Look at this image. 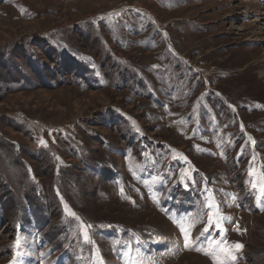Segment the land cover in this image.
<instances>
[{
  "label": "rangeland",
  "instance_id": "1",
  "mask_svg": "<svg viewBox=\"0 0 264 264\" xmlns=\"http://www.w3.org/2000/svg\"><path fill=\"white\" fill-rule=\"evenodd\" d=\"M262 71L264 0H0V264H264Z\"/></svg>",
  "mask_w": 264,
  "mask_h": 264
},
{
  "label": "snow or ice",
  "instance_id": "2",
  "mask_svg": "<svg viewBox=\"0 0 264 264\" xmlns=\"http://www.w3.org/2000/svg\"><path fill=\"white\" fill-rule=\"evenodd\" d=\"M185 235H186V247H187V246H188L187 233H186ZM234 247L237 248V249H239V248H242L243 245H241V244H236Z\"/></svg>",
  "mask_w": 264,
  "mask_h": 264
},
{
  "label": "bare ground",
  "instance_id": "3",
  "mask_svg": "<svg viewBox=\"0 0 264 264\" xmlns=\"http://www.w3.org/2000/svg\"><path fill=\"white\" fill-rule=\"evenodd\" d=\"M260 76L264 77V71L260 72Z\"/></svg>",
  "mask_w": 264,
  "mask_h": 264
}]
</instances>
